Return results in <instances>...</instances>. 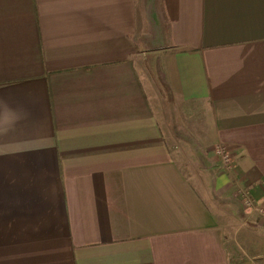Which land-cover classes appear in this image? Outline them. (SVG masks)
I'll use <instances>...</instances> for the list:
<instances>
[{"label":"crops","instance_id":"crops-1","mask_svg":"<svg viewBox=\"0 0 264 264\" xmlns=\"http://www.w3.org/2000/svg\"><path fill=\"white\" fill-rule=\"evenodd\" d=\"M136 6L0 0V264H257L212 199L264 210V0H158L179 96L231 156L198 186L139 79Z\"/></svg>","mask_w":264,"mask_h":264},{"label":"rangeland","instance_id":"rangeland-1","mask_svg":"<svg viewBox=\"0 0 264 264\" xmlns=\"http://www.w3.org/2000/svg\"><path fill=\"white\" fill-rule=\"evenodd\" d=\"M136 3L137 40L139 45L141 41L144 43L139 47L135 65L163 131V141L171 157L196 186L207 184L206 171L215 166L214 154L219 157L223 172H228L231 156L222 146H214L209 137L206 108L198 101L182 100L179 96L171 52L164 50L159 33H153L161 26L159 22L155 24L159 20L158 0H136ZM235 193L227 199H212L214 214L226 228L228 256L231 260L254 257L257 264H264V210L255 205L243 186Z\"/></svg>","mask_w":264,"mask_h":264},{"label":"built area","instance_id":"built-area-1","mask_svg":"<svg viewBox=\"0 0 264 264\" xmlns=\"http://www.w3.org/2000/svg\"><path fill=\"white\" fill-rule=\"evenodd\" d=\"M217 148H219V147H217ZM218 153H219V151H218ZM224 161H225V159H224ZM228 161V160H227ZM227 161H225V162H227ZM230 163H228L227 165H229Z\"/></svg>","mask_w":264,"mask_h":264}]
</instances>
